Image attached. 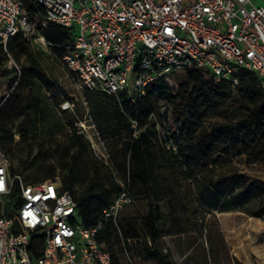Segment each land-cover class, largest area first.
I'll return each instance as SVG.
<instances>
[{"label":"built area","instance_id":"built-area-1","mask_svg":"<svg viewBox=\"0 0 264 264\" xmlns=\"http://www.w3.org/2000/svg\"><path fill=\"white\" fill-rule=\"evenodd\" d=\"M37 1L46 9L42 26L72 31L62 60L82 88L126 92L136 101L159 78L190 66L233 85L253 73L264 88V0ZM19 32L46 51L52 48L24 0H0V47L8 54L0 73L9 65L21 74L7 49ZM8 95L0 83V107ZM70 106L67 101L64 108ZM11 168L0 147V264H111V253L99 242L105 222L84 225L78 201L60 178L31 181ZM117 181L122 192L102 211L116 224L134 203L128 184Z\"/></svg>","mask_w":264,"mask_h":264},{"label":"trees","instance_id":"trees-1","mask_svg":"<svg viewBox=\"0 0 264 264\" xmlns=\"http://www.w3.org/2000/svg\"><path fill=\"white\" fill-rule=\"evenodd\" d=\"M24 1L29 14L37 21L38 32L46 36L52 43V48L62 58L67 51L65 45L71 44L74 40L72 31L55 23L42 26L45 7L37 0ZM27 43L34 42L31 37L19 32L8 39L7 49ZM7 60L8 54L1 45L0 66ZM32 68L44 75L43 69L36 61L33 62ZM20 69V76L16 68H5L0 73V83L9 91L0 110L9 103L10 111H14L16 105L14 90L16 88L24 90L27 87L31 68ZM15 82L17 84L12 88ZM49 88L53 91L56 103L60 104L61 91L55 90L51 84ZM103 93L106 98L114 100L116 125L112 131L114 136H120L117 144L121 145L111 156L113 163L111 172H103L100 165L91 162L94 174L84 178V188L81 190L77 188L81 171H85V166H79L78 160L88 149V145L84 135L77 132L76 126L71 134V146L77 147V153L74 160L62 163L64 169L62 175L48 174L41 180H32L23 172L14 171L13 165L11 171L22 173L31 181L60 178L63 189L70 190L78 201L84 225L93 226L99 220L105 222L99 242L111 253V264H123L124 252H129L133 257L141 253L144 260L147 256H153L156 264H175L169 250L164 252L158 248L162 236L177 234L184 230L176 215L173 216V222L168 224L163 211L157 205L163 197L174 198L181 195L179 184L178 190L175 191L168 179L163 176V168L176 166L182 170L188 187L187 190H183L182 196L187 205L189 204L187 210L189 212L192 210L196 217L197 210L192 208L195 200L193 195L201 194V197L206 198L209 174L216 168L231 163L235 155L243 156L248 163H255L264 156L262 80L256 74L246 73L238 85H233L226 80H216L206 69L190 66L186 69L184 79L176 87L169 82L168 76L159 78L149 86L147 94L138 97L136 101H132L126 92L119 95ZM158 97L167 99L175 112L181 138L175 126L166 124L162 129L159 128L160 124L155 122L152 128L147 127L150 118L157 112ZM28 106L32 107L44 122L57 115L51 98L42 96L35 90L31 91ZM61 121L60 118L57 122ZM71 122L74 123L72 118ZM31 130L36 134L35 126ZM123 131L126 132L125 135ZM17 133L23 138L27 137L24 128L9 129L4 122H0V147L5 149L10 157L12 146L17 141L15 138ZM154 138L162 149V162L155 151ZM118 179L128 184L134 203L139 201L148 203V211L140 217L132 216L127 205L121 211L116 224L111 218H105L102 211L110 207L122 192ZM195 189L198 192H195ZM176 212L174 208L173 213ZM169 217L170 215L167 218ZM226 222L230 234L238 243L253 247L260 228L254 218L242 222L229 218ZM263 262L264 253L260 264Z\"/></svg>","mask_w":264,"mask_h":264},{"label":"rangeland","instance_id":"rangeland-1","mask_svg":"<svg viewBox=\"0 0 264 264\" xmlns=\"http://www.w3.org/2000/svg\"><path fill=\"white\" fill-rule=\"evenodd\" d=\"M8 49L14 59L13 66L17 64L21 68H31L26 89L14 90V111H10L9 103L0 110V122H4L9 129L24 128L27 132L26 138L18 133L15 137L17 141L12 146L10 157L14 171L23 172L32 180H41L48 174L62 175V163L74 160L77 153V147L71 146V134L76 126L77 132L84 135L88 145L78 160L79 166H85V171H81L77 188H84V178L94 174L91 162L100 165L103 172H111V156L121 146L117 144L120 136H114L112 131L116 125L114 100L106 98L102 90L82 88V83L68 70L54 48L46 51L35 43H27ZM34 61L41 66L44 75L32 68ZM6 68L10 66L6 65ZM185 75L186 70H175L168 75V80L176 87ZM49 84L61 91L60 104L56 103ZM33 90L50 97L55 106L57 115L47 123L28 106ZM67 101L71 106L64 108ZM156 106L157 112L150 118L147 127L152 128L155 122L161 128H165L166 124L175 126L181 138L177 116L167 99L158 97ZM60 118L62 121L58 123ZM33 126L36 134L31 130ZM123 134L126 132L123 131ZM153 140L159 161L162 162L160 144L155 138ZM68 148L70 151L67 152ZM181 172L176 166L163 168V176L175 191L179 184L181 195L163 197L157 205L168 224L173 222V216H177L180 224H183L184 235H167L160 240L158 248L164 252L169 250L175 264H260L264 253V156L255 163H248L243 156L235 155L231 163L209 174L206 198L201 197V194L193 195L195 200L192 208L197 210L196 217L192 210H187L189 204L182 196L183 190L188 187ZM174 208L176 214L173 213ZM127 209L132 212V216L140 217L147 213L148 203L139 201ZM229 218L239 222L254 218L259 223L253 247L241 245L230 234L226 222ZM145 259L144 264H156L153 256ZM122 260L123 264H138L129 252L122 254Z\"/></svg>","mask_w":264,"mask_h":264},{"label":"crops","instance_id":"crops-1","mask_svg":"<svg viewBox=\"0 0 264 264\" xmlns=\"http://www.w3.org/2000/svg\"><path fill=\"white\" fill-rule=\"evenodd\" d=\"M125 212H129V211H127V210H125ZM174 235H184V233L182 232H180V233H177V234H170V235H168V236H174ZM165 236H167V235H164V236H162V238H164ZM161 238V239H162ZM151 243V242H150ZM144 254V253H143ZM136 260H137V262H138V264H144L143 262V258H142V255H141V253H138L135 257H134Z\"/></svg>","mask_w":264,"mask_h":264},{"label":"snow or ice","instance_id":"snow-or-ice-1","mask_svg":"<svg viewBox=\"0 0 264 264\" xmlns=\"http://www.w3.org/2000/svg\"><path fill=\"white\" fill-rule=\"evenodd\" d=\"M0 190H3V184L0 183Z\"/></svg>","mask_w":264,"mask_h":264}]
</instances>
